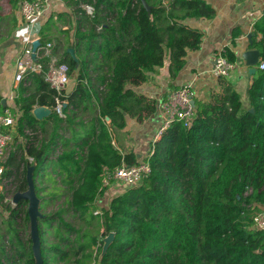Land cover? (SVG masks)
<instances>
[{
  "label": "trees",
  "instance_id": "obj_1",
  "mask_svg": "<svg viewBox=\"0 0 264 264\" xmlns=\"http://www.w3.org/2000/svg\"><path fill=\"white\" fill-rule=\"evenodd\" d=\"M2 1L6 8L8 0ZM22 1L10 0L12 9L5 16L10 30L18 28L16 10ZM67 1L79 14L76 37L68 47L75 49L80 63L77 64L68 47L57 55L68 63L71 77L80 67L76 75L78 85L70 94L73 108L66 118L56 112L42 119L35 117L32 113L35 106L53 107L57 96L44 75L38 73L27 78L29 84L20 82L15 104L20 114L16 138L28 137L25 129L37 126L50 135L49 141L26 149L36 165L34 176L45 164L56 140L65 146L52 164L55 171L65 174L63 181L71 190L70 206L79 213L85 227L74 228L63 216L64 210H59L60 227L66 233H61V229L57 232L68 245L76 242L74 264H264V232L253 221L255 204H264V69L256 68L253 74L248 107L230 80L223 81L222 88L212 92L209 100L197 98L191 125L174 121L161 138L151 142V150L144 157L149 158L151 172L139 183L124 186L107 207L100 208L102 215L94 214L93 209L99 207L98 199L107 191L103 186L106 171L114 170L123 159L134 164L143 158L134 147L124 152L119 137L128 126V117L142 122L154 114L157 99L131 86L148 83L165 65L168 55L170 76L176 78L186 65L189 52L199 50L203 40V33L184 20L213 18L216 10L206 0ZM82 3H94L96 8L106 4L114 10L115 20L108 21L97 12L94 17L86 15L80 7ZM56 17L63 19L64 14H51L46 30L55 27ZM41 29L39 33L44 34ZM238 35L240 31L235 29L233 43ZM2 40L1 34L0 43ZM43 41L54 42L44 36ZM81 45L88 52L93 50L101 55L100 65L112 63L109 76L104 73L96 76V85L105 86L101 96L86 72L87 61L81 56ZM249 48L259 50L260 58H264V14L254 24ZM53 52L56 54L55 44ZM223 54L230 61L238 59L230 47ZM1 99L0 95L3 110ZM81 106L95 110L96 115L76 122L75 107ZM100 116L111 119L109 126ZM68 130L72 133L70 138L64 136ZM112 133L117 138L116 145ZM72 141H81L78 146L87 149L85 157L79 155ZM15 161L16 152L12 151L5 163L4 176L13 173ZM248 187H252V192L246 194ZM18 190H27V182ZM20 204L6 207L9 242L24 264H36L32 239L25 241L17 227ZM26 218L28 227L29 214ZM91 226L97 233L88 229ZM110 232L115 233L114 240L100 258L103 237ZM71 235H75L73 240ZM53 248L60 249L57 245ZM41 252L43 264H50L43 241ZM5 257L6 241L0 232V264H6Z\"/></svg>",
  "mask_w": 264,
  "mask_h": 264
},
{
  "label": "rangeland",
  "instance_id": "obj_2",
  "mask_svg": "<svg viewBox=\"0 0 264 264\" xmlns=\"http://www.w3.org/2000/svg\"><path fill=\"white\" fill-rule=\"evenodd\" d=\"M3 1L0 0V8L3 7L2 4ZM5 10V11H3ZM11 10V6L8 5L7 8L2 9V14L0 15V35L2 34L3 40L0 44V57L3 58L6 55V52L8 50V47L11 45H15L16 50L18 49L20 45V41L22 38L18 37L16 30H10L11 24L9 20L5 17V14ZM49 12H52V14L57 13H63L64 17L63 19L55 18V22L57 23L54 26H51L50 30H46L45 25L41 23L40 26L42 29H44V34H40L41 37H48V39H51L54 41L55 44V51L56 54L61 55L62 51L65 47L70 46L72 44L70 42V39L76 37L78 24L77 19L79 18V14L76 15V10L72 9L71 6L68 7V1L62 0V7H58L57 9L51 10V4L49 5ZM17 14H19L18 11H16ZM97 14L100 16L105 17L108 21L115 20V12L113 9H109L106 4H100L99 7L97 6ZM78 16V18L76 17ZM64 25L67 26V28L63 27ZM41 29V30H42ZM85 28L83 27V30ZM40 30V31H41ZM69 48V47H68ZM19 53L15 56H12L11 65L10 67H13V60L14 62L17 60ZM81 56L85 58V61H87V70L86 71L89 74V78L92 79V81L96 82V76L98 73H104L107 76L111 74L112 70V63H104L101 64V55L95 54L93 50L89 51L85 48L84 45H81ZM169 55L167 56V58ZM166 58V59H167ZM170 58V57H169ZM80 67H78L77 73L79 72ZM76 75L72 77L73 80H75ZM249 76V74H247ZM232 83L236 86V81L233 80ZM72 84L75 85V82L72 81ZM96 85V83H95ZM97 91L99 96L102 95V93L105 90L104 85H96ZM248 97L245 98L241 94V99L246 106L247 100L249 99V89H248ZM95 106L94 109L97 111V105L99 102V99H97V96L94 97ZM4 105L8 106L7 100L3 99ZM95 110L85 109L84 106L81 107H75V113H76V122H79L80 120H89L92 117L96 115ZM45 114L49 112V110H45ZM50 114V113H49ZM48 114V115H49ZM47 115H44V117ZM44 117H40L38 119H42ZM49 130V129H48ZM25 133L27 136H19V138H16L17 132L14 134V140L13 142L8 146V150L6 151L5 157H4V163L7 162L9 156L11 155L12 151L16 152V165L13 167L12 171L9 176H4V178L0 181V195H3V198L0 199V232L4 235V240L6 241V257L5 262L6 264H24V260L16 254V250L9 242V234L7 232V223L5 222V218L9 212H7L6 207L8 205H11L12 207L17 206V202L14 200V196L17 192H20L18 189L19 187L24 183V181L27 182V174L30 166L36 167L34 160L31 156L28 155L26 152L27 147L34 144L35 146L40 145L42 142H47L50 140L49 132L46 130H43L41 127L37 126L36 128L27 127L25 129ZM64 136L66 138H70L72 136L71 131H67L64 133ZM117 138L115 137V140ZM120 142L122 144V148H130V145L128 144L129 138L122 134L119 137ZM81 141H72L71 144H75L77 146V149L79 151L80 156H84L87 153V149L83 148L81 146H78ZM21 146V147H19ZM149 149L151 150V143L149 144ZM52 151L47 156V159L45 161V164L41 166L37 172L36 175L33 176L34 180V187L36 195L39 199V210H40V217H38V226L40 227L41 235L40 240L43 241V249L46 256L47 261L50 264H74L75 260V254L73 251V248L77 247V244L75 241H71L70 245H68L66 241L61 240V235L57 232L59 229L61 233H66L62 227H60L59 223V217L57 214V211L64 210L63 216L65 219L76 229H81L84 226V221L80 218V215L78 212H75L73 208L70 206V200H71V190L69 186L64 183L65 174L60 173L59 171H55L53 168V161L58 158V156L65 150L64 144L58 139L55 143L51 145ZM140 149V148H139ZM141 152H146V149L143 145H141ZM149 152H147L148 155ZM146 155V156H147ZM28 160V162L26 161ZM6 168V165H5ZM76 181L78 176L75 177ZM124 187H121V185L114 184V187L112 189H109L107 193L100 197L97 201L98 208H94V214L95 211L102 208L107 207L110 199L118 194ZM27 189H28V182H27ZM120 189V190H119ZM18 190V191H17ZM119 190V191H118ZM252 192V187H248L246 194H249ZM27 201V202H26ZM25 202L20 201L21 204L19 206V210L16 216L17 221V227L20 229V234L22 238L25 241H28L31 237V227L29 220L28 227L26 226L27 218L26 215L29 214V202L26 200ZM264 204L256 203L255 208L253 212L255 213L259 209L263 208ZM259 208V209H258ZM92 233H97L96 230L93 228V226L88 227ZM103 229L100 230V233L98 235L100 238L102 237ZM108 236V235H107ZM103 237V247H102V253L104 250L105 245V239L106 237ZM75 235H71L70 238L73 240ZM59 246L60 249L56 250L53 248V246ZM95 250L97 252V247H95ZM55 252H60L59 254H55ZM100 254V258L101 255ZM41 264V263H39Z\"/></svg>",
  "mask_w": 264,
  "mask_h": 264
},
{
  "label": "crops",
  "instance_id": "obj_3",
  "mask_svg": "<svg viewBox=\"0 0 264 264\" xmlns=\"http://www.w3.org/2000/svg\"><path fill=\"white\" fill-rule=\"evenodd\" d=\"M206 1L210 3L216 10V15L213 18L201 17L187 18L184 20L187 25L197 28L203 33V40L199 50L189 52L186 57V65L180 74L176 78H171L169 69L170 58L168 57L165 60V65L160 68L157 74L152 75L151 80L148 83L142 84L140 86H131V88H133L135 91L145 94L149 98H156L157 106L161 99H164L173 90L177 89L186 82L193 83L198 93V98L209 100L212 92L222 88V85H224L223 81L230 80L232 82L235 80V89L240 93V95L242 94L245 98L248 97L247 92L250 88V85L252 84L254 74L250 72V69L258 68L257 66L259 62L248 63L243 57V54L247 50L253 49L249 48V39L250 35L252 36L254 33V24L264 14V0ZM8 5L11 6L10 0H8L7 6ZM58 7H62V0H52L51 10L57 9ZM16 11L19 12V14H17L19 19L16 32L18 37L22 38V40L20 41V45L17 50L13 44L8 47L5 57H0L1 102H3V99H6L8 106L4 105V103H2V105L11 108L15 112L19 111L15 104V97L17 95V89L20 83H15L14 60L12 68L10 65L12 63V56L14 55L15 58L24 44V37L20 30L21 25L23 24V16L21 14L20 8ZM9 14L10 10L5 14V16H8ZM51 14L52 12H49L50 16ZM46 21L42 27H44V25L46 27ZM42 27L40 25L36 26L35 31L40 34L39 29ZM63 27L67 28L66 25ZM235 29L240 31V35L235 38V43H233V31ZM259 37H261V35H259L258 38ZM74 39L75 38H72L70 40ZM227 47L234 49L236 52L238 58L236 61V67L231 71L229 76L216 78L212 75V67L215 58L219 54L223 53ZM0 51H2V49H0ZM247 74H249V76H247ZM248 106L249 99L247 100L245 107ZM160 126L161 120L158 114V107L154 114L142 122L128 117V126L122 132V134L129 138L128 144L130 145V148H125L123 151L126 152L127 150H130L134 147L139 156L144 158L147 155V152L150 151L148 146L152 141H155L156 134L158 133ZM141 145L145 147L146 152L140 151Z\"/></svg>",
  "mask_w": 264,
  "mask_h": 264
},
{
  "label": "built area",
  "instance_id": "obj_4",
  "mask_svg": "<svg viewBox=\"0 0 264 264\" xmlns=\"http://www.w3.org/2000/svg\"><path fill=\"white\" fill-rule=\"evenodd\" d=\"M51 2L52 0H23L21 3L20 11L23 16V24L20 30L24 37V44L15 61V83L19 84L25 81L29 84L30 82L27 81V78L30 75L43 74L51 88L57 91L55 105L53 107L44 106V108H47L50 113L56 112L60 117L66 118L67 113L73 108L70 103V94L77 87L78 79L77 77L75 80L72 79L68 63L62 62L60 57L53 52L54 43L43 41L40 34L35 31L36 26L50 17L48 9ZM80 7L86 15L90 17L96 15L97 8L94 3H82ZM98 29H101V26ZM35 42L39 43L35 45ZM46 58L47 60H45ZM258 62L257 67L264 69V58H260ZM235 67L236 62L230 61L221 53L215 58L212 75L216 78L229 76ZM72 81L75 82V85L72 84ZM85 83H87L86 80ZM197 98L198 93L193 83L186 82L160 100L157 107L161 126L156 134L155 141L161 138L162 133L174 121H182L185 126L191 125L196 116ZM38 107L40 106H35L32 110L35 117H37L35 110ZM19 115V111L15 112L9 107L0 110V181L4 178L5 172L3 159L8 146L14 140V134L17 132ZM100 118L109 126L111 122L109 117L100 116ZM112 136L113 144L116 145L117 142L113 133ZM150 172L149 158H142L134 164H128L123 159L121 165L114 170L106 171L103 186L107 187L108 191L114 187V184H120L121 187L136 184ZM95 214L102 215L103 212L98 209ZM253 221L255 227L264 232V207L253 214Z\"/></svg>",
  "mask_w": 264,
  "mask_h": 264
},
{
  "label": "water",
  "instance_id": "obj_5",
  "mask_svg": "<svg viewBox=\"0 0 264 264\" xmlns=\"http://www.w3.org/2000/svg\"><path fill=\"white\" fill-rule=\"evenodd\" d=\"M250 37H251V35H250ZM38 43L39 42H35V45H37ZM68 51L71 53V55L73 56V58L77 62V64H79L80 60L75 53V49L69 48ZM243 57L247 60L248 63H257L260 59V51L256 50V49L247 50L243 54ZM256 70H257L256 68H251L250 72L255 73ZM45 110H48V109L44 108V106H40V107L36 108L35 114L37 115L38 118L44 117V115H48L50 113V111H49V112H47V114H45L46 113V112H44ZM34 170H35V167L30 166V168L28 170V174H27L28 189L25 191L17 192L14 196V200L17 202V204L22 199L28 200V202H29V217H30V221H31V223H30L31 237H32V241H33L32 249H33L35 259H36V264H38L39 260L37 258V254H36V250H35L36 240H37L40 263L43 264V257H42V252H41V240H40V233H39V226H38V217H40V210H39L38 214H36L34 217L32 216L33 212H36L39 209V199H38L36 192H35L34 180H33ZM36 202H37V204H36ZM35 232L37 235L36 238L34 235ZM114 237H115L114 232H110L108 234V236L105 239V245H104V250H103L102 255L107 251L109 245L113 242Z\"/></svg>",
  "mask_w": 264,
  "mask_h": 264
},
{
  "label": "bare ground",
  "instance_id": "obj_6",
  "mask_svg": "<svg viewBox=\"0 0 264 264\" xmlns=\"http://www.w3.org/2000/svg\"><path fill=\"white\" fill-rule=\"evenodd\" d=\"M36 204H37V202H36ZM39 213V209H38V211H36V212H33V214H32V216L34 217L36 214H38ZM34 235H35V238L37 237V235H36V232L34 233ZM35 250H36V254H37V258H38V264L40 263V257H39V250H38V242H37V240H36V246H35Z\"/></svg>",
  "mask_w": 264,
  "mask_h": 264
}]
</instances>
